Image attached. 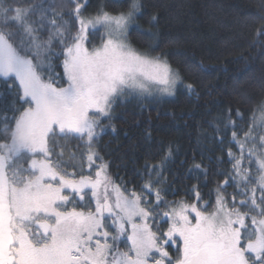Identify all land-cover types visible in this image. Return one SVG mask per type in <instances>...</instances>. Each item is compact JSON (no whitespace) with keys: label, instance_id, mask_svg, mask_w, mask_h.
Returning a JSON list of instances; mask_svg holds the SVG:
<instances>
[{"label":"snow or ice","instance_id":"obj_1","mask_svg":"<svg viewBox=\"0 0 264 264\" xmlns=\"http://www.w3.org/2000/svg\"><path fill=\"white\" fill-rule=\"evenodd\" d=\"M88 6L89 0H67L61 5L66 12L52 9L49 19V10H42L38 19H30L35 6L0 0V77L5 78L9 95L15 89L16 99L29 105L20 111L4 104L5 94L0 92V264H173L167 248L177 239L182 247H177L180 255L174 264H264V135L253 134L264 127V100L252 109L244 133L245 143L254 142L247 157L250 165L255 164V175L243 169L245 143L232 133L241 156L236 158L229 150L234 161L229 179L245 197L236 201L233 196L232 207L222 192L227 180L218 186L210 213L182 200L168 204L170 211L157 213L166 203L159 188L152 209L142 206L150 202L134 191L124 195L119 185L110 190L107 165L95 164L102 157L93 150L103 131L101 121L111 116L118 100L149 92L150 86L172 94L179 75L163 53L152 56L131 46L133 27L149 49L159 46L158 33L137 22L141 0H128L126 10L116 12L106 10L101 0L93 14L85 15ZM155 20L153 16L149 23ZM46 24L52 31L43 40L39 33ZM97 36L100 44L89 49L90 37ZM54 42L59 53L52 50ZM61 55L63 78L52 65V58ZM61 79L66 86H58ZM187 88L192 90L191 85ZM236 116L244 118L239 110ZM67 138L86 146L81 155L89 170L96 167L95 178L63 167V150L56 149L58 139ZM253 181L250 188L239 187ZM144 188L151 192V182ZM89 191L94 208L61 210L73 197L84 202ZM196 199L201 200L199 192ZM154 214L171 221L167 231H153L149 220ZM109 219L107 227L115 234L105 226ZM121 237L126 238V251L119 248Z\"/></svg>","mask_w":264,"mask_h":264},{"label":"trees","instance_id":"obj_2","mask_svg":"<svg viewBox=\"0 0 264 264\" xmlns=\"http://www.w3.org/2000/svg\"><path fill=\"white\" fill-rule=\"evenodd\" d=\"M22 2L35 6L34 15L49 10V19L53 18L52 9L57 13L67 11L66 7H61L67 5V0ZM100 2L89 0L85 14H93ZM103 2L106 10L116 12L126 10L123 5L128 0ZM141 3L142 15L137 22L158 33L159 46L149 49L134 27L129 31L130 44L152 56L163 53L178 72L180 81L171 95L135 93L118 100L111 116L101 121L103 131L93 142V150L102 157L95 164H106L108 177L123 189L134 191L149 201V209L156 204L155 190L162 189L161 196L166 203L159 205L157 213L168 211V204L181 200L200 206L207 203L208 207L202 208L211 212L216 190L225 180L228 184L222 192L232 207L233 196L236 201L245 199L229 179L234 163L228 156L229 150L236 158L241 156L238 143H232V133L236 132L239 143H245L244 133L250 125L248 116L264 100V0H141ZM153 16L155 22L149 23ZM98 39L96 37L94 42ZM92 40L91 37L90 43ZM55 50L61 51L58 43ZM53 59L54 71L63 78L64 57ZM4 80L0 77V92L5 94L2 102L23 111L29 105L16 99L15 89L9 95ZM12 83L13 80L8 79V84ZM65 84L66 80L61 79L59 85ZM187 85L192 86L191 91ZM237 110L243 114V119L237 118ZM12 114L8 112L9 116ZM15 114L19 115V111ZM232 121L235 128L231 126ZM253 134L264 135V127L257 128ZM58 143L60 147L56 150H63L64 168L78 174H93L96 167L89 170L81 155L85 152L84 144L73 138L58 139ZM253 143H245L242 167L255 175V164L250 165L247 157V149ZM153 166L155 171H152ZM149 182L151 192L144 188ZM253 183L239 187L254 186ZM196 192L200 194L199 201ZM89 198L77 201V205L85 210L93 208L94 201ZM241 211L247 209L241 208ZM153 222L159 232L169 226V220H162L160 215H155ZM246 223L250 224V219H246ZM125 242L126 238L121 237L119 248L122 251ZM177 247L178 244L169 245L171 258L176 257Z\"/></svg>","mask_w":264,"mask_h":264},{"label":"rangeland","instance_id":"obj_3","mask_svg":"<svg viewBox=\"0 0 264 264\" xmlns=\"http://www.w3.org/2000/svg\"><path fill=\"white\" fill-rule=\"evenodd\" d=\"M39 15L40 14H38V15H33V16H31L30 17V19H38L39 18ZM86 15V14H85ZM88 15V14H87ZM65 20H67V18L65 19ZM50 31H52V29H51V27H50V25H45L44 26V29L39 33V35L41 36V39H43V40H47V38H48V34H49V32ZM73 31H75V29H73ZM91 38V37H90ZM93 38V40L91 41V43L89 44H87V47H89V49H91L92 47H93V45H96V46H98L99 44H100V41H99V39H98V41L97 42H94V39L96 38V37H92ZM97 38H98V36H97ZM55 46H56V43L54 42L53 43V46H52V50L54 51V52H56L57 50H55ZM134 49H136L137 51H139L137 48H135L133 45H131ZM53 62H54V59L52 58V64H53ZM172 67V66H171ZM54 68V67H53ZM172 69L174 70V71H176L173 67H172ZM177 72V71H176ZM42 75H44L45 76V78L47 77V73L45 72V73H42ZM179 81H180V77H179ZM179 81L177 82V84L179 83ZM176 84V85H177ZM58 86H66V84L65 85H58ZM176 87V86H175ZM175 89V88H174ZM174 89L172 90V93L174 92ZM140 94H158V95H171V94H169V93H167V92H164V91H162L161 90V88L160 87H156V86H150V91L149 92H145V93H140ZM152 96V95H151ZM95 171H96V169H94V172H93V174L91 175V172L90 173H88L87 175H89V176H92L93 178H95ZM78 178V177H77ZM237 179H239L238 177H237ZM111 180V179H110ZM112 181V180H111ZM254 184V183H253ZM115 185H119V184H117V183H114L113 181H112V184L109 186L110 187V190H111V188L113 187V186H115ZM119 187H120V190L123 192V194L124 195H129L131 192H133V191H128V190H126V189H123L120 185H119ZM249 187H252V186H249ZM65 195H70V192H65L64 193ZM91 197V192L89 191V192H87L86 193V195H85V199L87 198V197ZM77 201L78 202H81V201H79V199L77 198V197H73L72 198V202L71 203H68L66 206H64L61 210L62 211H70L73 207H75L78 211H80V210H84V211H88V209H84L83 208V206H78L77 205ZM185 203H188V204H192V203H195V202H185ZM142 206H146L147 207V205H142ZM197 206L198 207H201V210L202 211H206L205 209H203L202 208V206H200V205H198L197 204ZM94 208V207H93ZM168 211H170V208H169V210ZM206 212H209V211H206ZM210 213V212H209ZM194 213H192L191 214V216L192 217H194ZM137 223H139L140 221H136ZM105 226H106V228H107V230L110 232V233H113V234H115L114 233V230H113V228H111V227H107V225L110 223V221L109 220H105ZM171 223V221H169V224ZM193 223H195V220L193 219ZM149 224H151V225H153V231H156L155 230V228H154V222H153V220H149ZM169 227V226H168ZM167 227V228H168ZM167 231V230H166ZM165 232V231H164ZM129 233H130V226H129ZM111 242V241H110ZM177 244H178V246H180V247H182V242L181 241H179L178 239H177V243L176 244H172L173 245V247L174 246H177ZM125 249H124V251H126L127 250V244H126V242H125ZM167 250H168V252H169V255H170V248H169V246H168V248H167ZM122 251V250H121ZM180 255V253L178 252L177 254H176V257H172V260H173V264H174V262H175V260L177 259V257Z\"/></svg>","mask_w":264,"mask_h":264}]
</instances>
